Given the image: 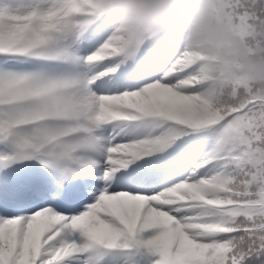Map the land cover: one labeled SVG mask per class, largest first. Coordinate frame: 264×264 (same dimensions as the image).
Listing matches in <instances>:
<instances>
[{"label": "snow or ice", "instance_id": "snow-or-ice-1", "mask_svg": "<svg viewBox=\"0 0 264 264\" xmlns=\"http://www.w3.org/2000/svg\"><path fill=\"white\" fill-rule=\"evenodd\" d=\"M195 56L0 0V264H264V94Z\"/></svg>", "mask_w": 264, "mask_h": 264}, {"label": "clouds", "instance_id": "clouds-1", "mask_svg": "<svg viewBox=\"0 0 264 264\" xmlns=\"http://www.w3.org/2000/svg\"><path fill=\"white\" fill-rule=\"evenodd\" d=\"M102 7L154 51H193L209 90L232 81L264 94V0H102Z\"/></svg>", "mask_w": 264, "mask_h": 264}]
</instances>
